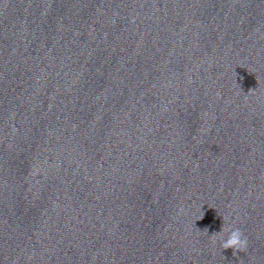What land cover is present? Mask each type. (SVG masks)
I'll use <instances>...</instances> for the list:
<instances>
[{"label":"clouds","instance_id":"clouds-1","mask_svg":"<svg viewBox=\"0 0 264 264\" xmlns=\"http://www.w3.org/2000/svg\"><path fill=\"white\" fill-rule=\"evenodd\" d=\"M224 232H226V236L219 241L223 250L232 249L233 253H236L247 249L248 239L240 228L229 226L226 229L225 225L222 224V228L218 233Z\"/></svg>","mask_w":264,"mask_h":264}]
</instances>
